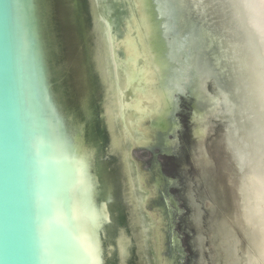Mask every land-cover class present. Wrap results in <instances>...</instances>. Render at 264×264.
I'll return each instance as SVG.
<instances>
[{
  "label": "water",
  "instance_id": "obj_1",
  "mask_svg": "<svg viewBox=\"0 0 264 264\" xmlns=\"http://www.w3.org/2000/svg\"><path fill=\"white\" fill-rule=\"evenodd\" d=\"M0 264H264V0H0Z\"/></svg>",
  "mask_w": 264,
  "mask_h": 264
}]
</instances>
